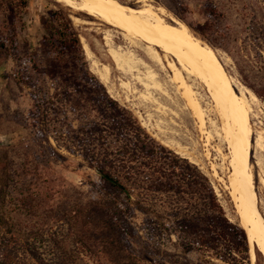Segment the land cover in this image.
Here are the masks:
<instances>
[{"label":"rangeland","instance_id":"rangeland-1","mask_svg":"<svg viewBox=\"0 0 264 264\" xmlns=\"http://www.w3.org/2000/svg\"><path fill=\"white\" fill-rule=\"evenodd\" d=\"M119 1L140 7L134 0ZM148 1L201 30L207 39L191 29L218 55L229 58L225 62L228 74L259 99L254 106L259 118L252 119L254 132L264 130V0ZM72 6L56 0H0V37L8 46L7 52L0 51V157L8 160L11 178L9 201L3 209L6 225L0 224V264H118L103 245L105 237H117L102 227L105 219L110 220L107 205L114 208L116 202L123 212L125 230L119 235L120 242L129 254L137 257L139 264H241L243 254L232 250L230 238L221 245L200 247L191 236L181 232L170 235L160 228L155 215L138 209L114 191L108 189L106 192L110 194L105 193L76 143V148L69 152L59 148L52 136L48 135L45 141L38 135L30 118L38 97L48 101L56 92L64 98L66 90H78L72 78L66 81L49 75L54 51L48 42L43 45L47 32L41 18L47 17L49 10H64L80 40L83 37L93 52L91 58L84 52L83 59L71 63L75 74L83 76L88 70L93 76L91 84L101 83L109 97L131 112L157 144L197 167L209 182L227 220L232 224L239 223L226 180L230 171L228 150L218 141L205 146V138L199 132L194 116L183 103L176 84L170 81L171 72L167 68L162 70L148 59L143 46L126 41L120 30ZM208 8H214L216 15L211 16ZM71 16L81 22L74 21ZM85 20L91 23H84ZM11 21L16 29L13 46L10 45ZM105 33L110 35L112 46L132 51L135 57L152 65L164 90L146 91L137 82L135 76L146 70L141 64L136 66L135 72L124 74L117 70L107 53ZM103 64L110 66L104 83L95 73L102 70ZM147 93L152 102L143 95ZM95 96L104 94L96 92ZM74 97L80 99V93ZM74 97L70 98L72 103H75ZM94 124L80 116L74 118V130L79 136L85 137L83 130L93 128ZM218 147L221 152L216 149ZM54 151L63 158L56 156ZM253 155L257 154L253 152ZM255 160L251 158L254 188L264 218V186L260 183L264 167L256 166ZM133 195L143 204L153 205L151 208L162 215L168 228L173 230L174 225L170 222L174 218L166 216L171 213L161 206L160 199L155 202V198L147 196L143 190H134ZM194 207L188 205L185 216L192 215L203 204L196 203ZM249 246V259L243 264H264V254L255 244L249 243ZM188 247H191L190 251L186 249Z\"/></svg>","mask_w":264,"mask_h":264},{"label":"trees","instance_id":"trees-1","mask_svg":"<svg viewBox=\"0 0 264 264\" xmlns=\"http://www.w3.org/2000/svg\"><path fill=\"white\" fill-rule=\"evenodd\" d=\"M10 7L11 11H14V7ZM207 12L211 16L216 15L214 8H208ZM179 19L198 32L202 38L207 39L201 30L194 28L183 18ZM41 21L47 32L43 37V45L48 42L50 49L54 51L48 68L49 75L61 77L66 81L72 78L78 90H66L67 96L64 98H60L56 92L48 101L43 100L45 97H38L30 111V118L35 123L38 135L45 141L48 135L52 136L59 148L69 152L76 148V143L83 158L88 162V168L97 176L98 183L105 193L114 191L138 209L155 215L160 228L170 235L181 232L191 236L200 247L221 245L222 241L230 238L232 250L243 254L240 263L248 261L250 246L245 229L240 222L232 224L227 220L209 182L197 167L157 144L131 112L109 97L101 83L91 84L93 76L88 70L83 76H77L72 70L71 63L75 64L79 59H83L84 51L80 37L64 10H49L47 17L41 18ZM10 26V45L13 46L16 37L13 21ZM0 51H8V46L1 37ZM96 92H103L104 96L97 98ZM76 93H80V99L74 97ZM73 97L75 103L70 101ZM76 116L95 123L93 128L83 130L82 135L85 137L79 136L74 130ZM54 154L63 158V155L56 151ZM8 170V160L0 157V224L3 226L6 225L3 209L9 201L11 183ZM134 190L145 191L147 196L155 198V202L160 199L161 206H165L171 213L166 216L174 218L170 222L174 225L173 230L168 228L162 215L151 208L153 205L150 207L134 198ZM196 203L203 204V207L196 208L192 215L185 216L188 211L186 207H194ZM107 207L110 220L105 219L102 227L107 232L112 231L117 238L105 237V251L115 256L118 264H139L137 257L129 254L120 242L119 235L125 230L119 203L116 202L114 208L108 205ZM186 249L190 251L191 247Z\"/></svg>","mask_w":264,"mask_h":264},{"label":"bare ground","instance_id":"bare-ground-1","mask_svg":"<svg viewBox=\"0 0 264 264\" xmlns=\"http://www.w3.org/2000/svg\"><path fill=\"white\" fill-rule=\"evenodd\" d=\"M56 1L71 3L76 10L120 30L126 41L143 46L148 59L158 64L162 70L167 68L171 72L170 81L176 84L183 103L194 116L198 130L205 138V146H210L213 141L226 146L230 170L226 180L240 225L245 229L250 245L255 244L264 254V218L258 205L259 199L254 188L255 173L251 164V158H255V165L264 167V157L261 155L264 154V130L255 133L252 122L253 118H259L254 109L259 99L243 83L228 74L225 62L229 58L218 55L214 48L203 43L184 22L148 0H134L140 4L139 8L125 5L119 0ZM73 20L81 22L77 17H73ZM83 22L91 23L86 20ZM104 38L108 46L107 53L117 70L124 74L131 73L141 64L146 70L135 76L137 82L146 91L164 90L152 65L135 57L132 51L112 46L108 33H105ZM81 43L85 55L91 58L93 52L90 44L83 37ZM109 67L103 64L102 70L95 71L103 83L107 81ZM143 95L150 96L149 93ZM212 114L214 117L210 118ZM258 123L262 124L261 121ZM216 149L221 152L220 147ZM253 152L257 155H253ZM260 183L264 186V176L260 178Z\"/></svg>","mask_w":264,"mask_h":264}]
</instances>
